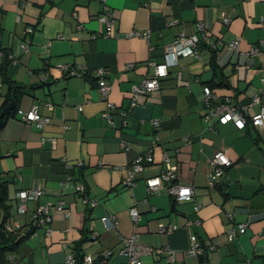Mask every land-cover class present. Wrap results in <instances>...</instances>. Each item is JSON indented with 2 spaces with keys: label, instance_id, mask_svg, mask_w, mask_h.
Masks as SVG:
<instances>
[{
  "label": "crops",
  "instance_id": "obj_1",
  "mask_svg": "<svg viewBox=\"0 0 264 264\" xmlns=\"http://www.w3.org/2000/svg\"><path fill=\"white\" fill-rule=\"evenodd\" d=\"M107 5L116 18L110 37H104L105 25L98 21L100 0H0V110L9 94L3 72L22 92L0 129V177L10 183L11 215L5 224L21 231L35 227L6 254V261L71 264L68 256L75 255V244L84 239V258L100 261L110 251L107 264H126L122 239L137 234L140 244L153 249L143 264H167L166 254L157 252L161 249L175 251L170 264H264V129L247 124L238 130L212 120L209 130L205 115L210 108L203 95L213 81L219 83L211 88L218 99L243 106L264 89L262 54L246 55L264 39V0H107ZM224 14L229 25L221 21ZM197 23L205 26L209 39L221 43L215 55L200 47V59L180 57L159 89L137 97L131 107V87L152 74L150 63L163 62L164 47L180 33L197 35ZM147 31L148 39L129 36ZM235 39L238 50L229 51L226 45ZM23 43L28 51L21 49ZM3 52L15 61L5 70ZM64 65L81 76H66ZM97 69L106 72L107 98L99 91ZM33 106L50 119L42 129L22 121ZM259 108L249 106L248 115ZM152 121L158 122V130ZM149 150L153 163L145 165L132 189L123 187L126 167ZM217 151H226L234 165L217 186L208 188L210 160ZM164 154L177 167V182L194 188L192 202L176 203L164 190L147 191L146 180L165 168ZM78 186L84 187V195ZM29 189L44 194L19 214L18 192ZM83 196L95 206L84 204ZM59 201L69 215L50 209L51 221L34 226L37 207ZM132 207L140 216L136 225L129 214ZM228 212L234 214L232 221L225 217ZM105 216L116 217V230L104 227ZM198 219L201 225L192 232L203 246L215 247L203 258L188 254L189 234L183 227ZM240 223L247 224L243 234ZM161 224L179 230L164 234ZM230 230H235L231 242Z\"/></svg>",
  "mask_w": 264,
  "mask_h": 264
},
{
  "label": "built area",
  "instance_id": "obj_2",
  "mask_svg": "<svg viewBox=\"0 0 264 264\" xmlns=\"http://www.w3.org/2000/svg\"><path fill=\"white\" fill-rule=\"evenodd\" d=\"M55 1V0H53ZM103 5V13L98 17V21L105 25L106 32L104 37H110L113 34V28L116 24V18L113 11L107 5V0H100ZM221 21L225 25H229L230 19L224 14L221 17ZM197 35L187 36L183 33H180L178 37L170 44L166 45L163 49V62L162 63H150L153 68L151 75L147 76L143 81L138 84H135L131 87L130 91V106L135 107L137 104V97L146 96L153 91H156L160 87V81L167 77L168 68L173 67L177 64V61L180 57H190L193 59L201 58V43H205L209 48L214 51L218 50V45L221 43L213 41L208 38L207 30L202 23H197ZM28 33H31L32 30L28 29ZM129 36H141L145 39L149 38V31L140 33H130ZM62 38V37H59ZM95 38V36H93ZM239 46V39L228 43L226 48L229 51H237ZM21 49L23 51H28V43L21 44ZM262 54L264 59V39L260 40L258 44L252 46L249 51L246 53L248 57L258 56ZM1 56V53H0ZM10 60L13 62L14 58L11 55ZM63 71L66 76H81L78 69H74L68 65L62 66ZM105 70L97 69L94 71V74L98 80V88L100 93L107 98L109 94V85L105 81ZM48 75H45L41 81H47ZM204 101L208 108H210L209 113L205 115V122L208 125L209 130L211 128L212 120H216L220 125L233 124L234 127L238 130L244 129L247 124H250L254 128L264 129V89L259 90L250 101L249 105H233L231 100L227 97L223 99H218L214 94L213 90L205 86L203 88ZM109 107L113 106L111 103H108ZM252 105H259V111L251 116L248 115L247 108ZM123 116H126V112L121 113ZM107 119L109 124H113L111 117L105 113L103 115ZM22 121L34 125L37 129H42L44 126L48 125L50 119L47 117H41L38 114L37 107L33 106L31 110L22 117ZM152 125L156 130L159 129V124L157 121H152ZM123 148L126 146L123 144ZM127 149V147H126ZM154 161L151 150L147 151L144 154L138 155L134 158L133 162L126 167V177L122 181L123 187L127 189H132L135 186V179L138 174L142 173L146 164H152ZM163 162L165 165L164 170L160 175L146 180V187L149 193L156 192L158 190H164L169 196L172 197L173 201L176 203H187L192 202L194 198V188L190 185H184L177 182V167L170 164L169 158L166 154L163 155ZM234 165V161L227 154L226 151H217L212 159L210 160V168L207 173V187L214 188L217 186L225 172ZM80 194L85 193L83 186L77 187ZM44 194L42 189L38 190H21L18 192V213L23 214L26 212V205L29 201H37L39 197ZM84 204H88L90 207L95 206V202L89 200L87 197L82 198ZM63 201H59L55 205L44 204L39 205L34 213L33 221L35 220L38 225H46L51 221L50 209L62 213L63 216H68L69 212L65 209ZM194 211H199V206L194 207ZM131 220L136 225L140 219L138 210L135 207H132L129 211ZM225 217L228 220H233V212L225 213ZM103 225L106 229H117V219L115 216H105L102 219ZM201 225V221L198 220H187L184 224V229L187 230L189 234L190 246L187 250L188 254L193 257L203 256L206 254V251L214 250L215 247L210 245L208 247L203 246L198 237L192 232L193 227H198ZM238 230L241 234L245 233L247 230L246 223L238 224ZM20 227L18 225L10 226L9 224L4 225V231L8 233H14ZM179 230L175 225H163L159 226V231L164 234H170ZM97 234L93 235V238H96ZM138 235L133 234L130 237H124L122 239L123 248L120 251L121 255L126 256V264H143V259L145 256H150L153 252V249L150 247L144 246L139 243ZM235 238V230H230L227 234V239L231 242ZM158 253L164 252L166 254L167 264H170L175 257V251L170 249L158 250ZM112 253L110 251H105L102 254V259L99 261V264H107L106 258H108ZM68 262L74 264V259L72 256H68ZM95 260L91 256H86L84 258V264H94ZM245 264H250L248 261Z\"/></svg>",
  "mask_w": 264,
  "mask_h": 264
},
{
  "label": "trees",
  "instance_id": "obj_3",
  "mask_svg": "<svg viewBox=\"0 0 264 264\" xmlns=\"http://www.w3.org/2000/svg\"><path fill=\"white\" fill-rule=\"evenodd\" d=\"M200 47L206 48L208 47L205 43H201ZM211 53L215 55L214 50L210 49ZM1 52V50H0ZM3 57L5 58V67H8L11 64V60H9L8 55H6L5 52H3ZM3 82L8 84L9 87V94L6 96V100L3 103V108L8 105L10 101H15L16 105L21 99L22 92L19 90L20 87L16 85L10 84L8 81L5 73H2ZM219 83H213L210 82L207 86L212 88V86H217ZM15 90H12L15 88ZM2 108V109H3ZM1 109V110H2ZM0 110V112H1ZM6 119V118H4ZM9 181L5 180L4 178L0 177V264H9L8 261H6L5 256L7 253H13L17 246L27 239L30 235L34 233L35 227H32L30 229H26V231H21V229H17L14 233H8L4 231V225L6 219H8L11 215V206L8 204L9 199ZM84 197V196H83ZM34 226H37V222L34 220L32 222ZM29 226H32L31 224ZM28 226V227H29ZM84 239L75 244L74 252L75 255H73L74 264H84V256L81 253L82 245L84 243ZM204 256V255H203ZM202 256V258H203ZM94 264H99V261H95Z\"/></svg>",
  "mask_w": 264,
  "mask_h": 264
},
{
  "label": "water",
  "instance_id": "obj_4",
  "mask_svg": "<svg viewBox=\"0 0 264 264\" xmlns=\"http://www.w3.org/2000/svg\"><path fill=\"white\" fill-rule=\"evenodd\" d=\"M15 107V101H10L8 105L0 113V129L4 125V118L8 117Z\"/></svg>",
  "mask_w": 264,
  "mask_h": 264
},
{
  "label": "rangeland",
  "instance_id": "obj_5",
  "mask_svg": "<svg viewBox=\"0 0 264 264\" xmlns=\"http://www.w3.org/2000/svg\"><path fill=\"white\" fill-rule=\"evenodd\" d=\"M262 148H264V147L262 146Z\"/></svg>",
  "mask_w": 264,
  "mask_h": 264
}]
</instances>
